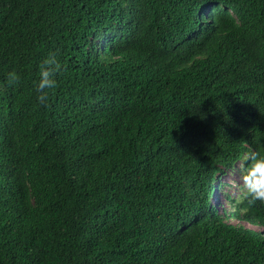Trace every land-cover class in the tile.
<instances>
[{
	"label": "trees",
	"instance_id": "obj_1",
	"mask_svg": "<svg viewBox=\"0 0 264 264\" xmlns=\"http://www.w3.org/2000/svg\"><path fill=\"white\" fill-rule=\"evenodd\" d=\"M251 150L264 0H0V264H264L263 233L210 203Z\"/></svg>",
	"mask_w": 264,
	"mask_h": 264
},
{
	"label": "clouds",
	"instance_id": "obj_2",
	"mask_svg": "<svg viewBox=\"0 0 264 264\" xmlns=\"http://www.w3.org/2000/svg\"><path fill=\"white\" fill-rule=\"evenodd\" d=\"M60 63L55 52H50L40 62L39 75L34 84V92L36 93L38 102H46L48 91L56 84L54 76L60 68ZM6 79L9 85H15L19 82L20 76L18 73L9 72ZM235 162H237L236 165H238V168L234 170L236 180L230 181L229 183L235 184L237 188L241 189V192L236 197H229L227 205L222 204L220 202L221 200L218 199L219 203L222 205H215L219 209H217L213 203H210L219 212L223 211L227 214L226 221L231 226L244 227L263 233L264 236V225H257L250 222V218H246L243 211H238L237 214L230 215V212L235 211L236 204L242 202L244 197L249 198L250 202L259 201L264 203V151L251 150L246 155L244 153L242 157ZM235 162L231 167L224 169V171L235 167ZM214 185L213 191L216 194L220 191L221 185L219 186L218 182Z\"/></svg>",
	"mask_w": 264,
	"mask_h": 264
},
{
	"label": "rangeland",
	"instance_id": "obj_3",
	"mask_svg": "<svg viewBox=\"0 0 264 264\" xmlns=\"http://www.w3.org/2000/svg\"><path fill=\"white\" fill-rule=\"evenodd\" d=\"M237 162H235V165ZM238 168V165L233 167L232 169L225 170L221 175L219 174L221 186L220 191L215 194L213 191L212 195L210 196V202L214 204V206H221L222 204L227 205L229 197L233 198L236 197L240 192L241 189L237 188L235 184L229 183L230 181H235V172L234 170ZM219 200H221L219 203ZM216 204V205H215ZM217 208V207H216ZM219 209V208H217Z\"/></svg>",
	"mask_w": 264,
	"mask_h": 264
}]
</instances>
